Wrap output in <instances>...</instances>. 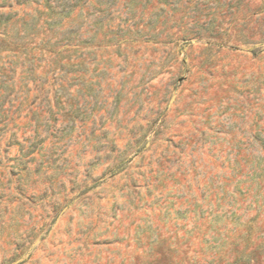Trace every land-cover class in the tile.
Segmentation results:
<instances>
[{
    "label": "rangeland",
    "instance_id": "374dc122",
    "mask_svg": "<svg viewBox=\"0 0 264 264\" xmlns=\"http://www.w3.org/2000/svg\"><path fill=\"white\" fill-rule=\"evenodd\" d=\"M69 18L94 40L65 92L43 36L0 47V264H264V0Z\"/></svg>",
    "mask_w": 264,
    "mask_h": 264
},
{
    "label": "trees",
    "instance_id": "16d2710c",
    "mask_svg": "<svg viewBox=\"0 0 264 264\" xmlns=\"http://www.w3.org/2000/svg\"><path fill=\"white\" fill-rule=\"evenodd\" d=\"M80 1L83 0H0V47H11L14 52L26 54L28 52L27 45L30 43L28 37L43 36L41 44L36 45V50L41 55L46 52L52 56L50 62L55 65L53 80L58 82L60 87L57 94L66 90L62 83H66L65 79L69 73L68 66H76V62L80 61L83 55H89L88 50L93 45L94 37H88V33L91 32L89 24L84 25V32H79L80 29L75 24L76 20L71 21L69 18ZM16 7L27 8L23 12H19ZM84 8L89 14L90 5L88 7L85 4ZM43 15H45V19H42ZM66 20L67 23H65ZM18 24H21L23 30H15ZM33 52L34 50L30 51V54ZM77 53H80V57L73 58ZM27 60L29 65L26 69L25 80L34 79L35 69L32 60H36V58L31 57ZM10 65L12 66V63ZM2 71L0 91L2 89L6 91V98L14 92L15 84L10 83L11 75L5 76V71L10 73H14V71L6 68H3ZM6 77L9 79L7 80ZM60 98L62 97L59 96ZM11 136L15 138V134ZM15 142L14 144H17Z\"/></svg>",
    "mask_w": 264,
    "mask_h": 264
}]
</instances>
